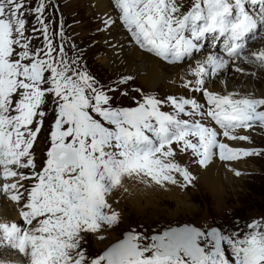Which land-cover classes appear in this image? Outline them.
Wrapping results in <instances>:
<instances>
[{
  "label": "rangeland",
  "instance_id": "obj_1",
  "mask_svg": "<svg viewBox=\"0 0 264 264\" xmlns=\"http://www.w3.org/2000/svg\"><path fill=\"white\" fill-rule=\"evenodd\" d=\"M193 1L196 0H185V3H182V0H133L135 3L129 5L127 0H114L113 6L109 4L112 11L110 12L98 10L94 0H0V96L4 97L7 103L25 105L30 100L37 105L33 109L31 130L24 131L30 134L34 142L40 135L33 155L37 164L32 173H40L42 170L47 175L32 182V187L44 197L42 213L26 211L23 219L27 218L29 225L19 217L15 220L11 218V221L0 225V264H34V259L28 260L29 245L44 255L37 264H105L102 253L120 241L126 232L135 237L142 253L136 260L126 261L124 264H264V121L260 122L256 118L249 123L250 127L256 128L242 133L241 143L247 144L255 151L239 153L240 156L250 158L243 169H238L240 175L236 177L240 179V183L231 186L223 181V191H214L197 171L194 173L196 169L190 172L187 179L191 181L188 184H182L181 181L178 183L180 198L186 200L188 208L173 201L159 204L157 200L146 205L142 203V208H138L134 203L137 201L128 196L126 190L112 187L109 182L105 183V174L99 171L101 164L106 166V160L109 159L105 141H110L116 133L114 141L109 144L111 146H115L118 140H136L140 131L145 129L148 131V140L154 141L152 147L132 150L130 154H120L113 150V166L127 167L135 158L147 156L172 142L174 132L178 131L175 123L158 118L154 109L137 124L124 122V116L109 117L96 113L106 111L101 110L97 104H102V109L123 107L124 104H127L126 107L136 108L160 86L149 90L146 84H142L136 77H120L119 72L109 71L108 68L114 66L113 63H103L105 53L110 51L104 44V31L113 34L116 29L117 35L130 32L132 17L137 13L139 17L134 21L139 20L147 29L154 31L150 41H156L161 46L173 43L176 50L181 48L183 41L194 42L200 47L199 52H206L216 43L227 44V36L219 38L207 30L206 25L211 21L205 22V25L202 19H208L212 11L203 5L202 0H197L195 10L188 11L189 4ZM234 1L237 4L239 0ZM245 3L246 0L241 4ZM247 5L249 13L258 12L257 15H260L264 0H253L251 6ZM172 6L177 7V16L167 21V12ZM224 6L222 5L212 18L220 17ZM201 12H205L206 17L198 15ZM242 13L243 9H237L232 17L223 19L224 25L233 30L243 22ZM10 14L13 15L12 19ZM223 14H227V11H223ZM261 16H257L245 27V30L251 29L253 40L264 33V16ZM196 20L201 26L200 29L188 25ZM199 20L202 22L199 23ZM174 22L183 23L177 24L179 29L182 28L181 31L168 35L159 29L166 23ZM14 36H18L15 41ZM195 37L197 43L191 40ZM134 41L138 46L136 51L155 57L150 41L139 38ZM242 42L240 44L239 39L235 40L221 52L231 53L239 44L247 45L244 40ZM16 45L22 47V51H16ZM240 50L243 53L254 51L244 47ZM206 54L214 56L216 52L211 50ZM17 56H20L18 62L27 63L29 66L24 67L23 63L14 64L17 62ZM174 57L180 60L179 57ZM6 59L14 63H9ZM174 64L167 56L165 65ZM195 64L198 65L197 62ZM233 72L236 75L250 76L249 72ZM141 76L144 77L145 72H140L139 77ZM249 79H244L243 83L246 84ZM92 80L96 82L95 85ZM121 80L134 83L129 86V93L123 100L119 99L117 93L118 89H126ZM259 81L253 80L256 83ZM167 85L172 83L168 81L162 85L164 91L169 90ZM46 87L50 95L45 98L46 93L43 101H33L44 94ZM174 87L181 89L180 85ZM93 88H98L99 92L91 98V103L82 102L81 110H75L80 96H85L84 91L94 94ZM146 91L149 94H145ZM13 92H17L19 99L10 96ZM99 93L107 99H99ZM27 94L31 95L30 99ZM162 95L165 97L166 93ZM238 95L251 98L257 96L252 91L239 94L233 92L228 96ZM21 110L27 112V109ZM29 117L30 115L23 116V119L29 120ZM113 120L121 123L115 124L118 126V132L116 129H110V134L104 136L102 128L108 125H100L99 121L108 124ZM26 136L24 134L22 138L25 139ZM67 145L78 150L79 167L57 170L51 161L52 149ZM135 160L137 165L142 164L141 159ZM179 161L190 162V158L181 154ZM25 174L19 176L18 186L20 193H26V199H22L20 203L24 211L29 208L30 200L37 198V193L28 187L29 181L24 179L31 174ZM141 175L145 179L146 174L141 172ZM16 176L12 175L10 182H14ZM89 176L96 179L95 187L90 191ZM177 178L180 179L179 175ZM80 182L83 187L80 186L79 192L77 185ZM72 190L73 196L68 197L66 194ZM82 191L84 194L87 191V197L79 199L78 196L83 197L79 195ZM166 196L172 197L170 192L163 191L152 199H164ZM57 199L60 200L59 203H56ZM52 200L55 205L51 204ZM101 201L104 206L107 204L106 208L97 207ZM10 205L17 207L18 202H11ZM39 209H42L41 201ZM150 222L154 224L148 225ZM181 225H192L204 233L198 244L207 254L205 259L192 262L183 254L179 259L156 256L152 235ZM211 228H218L222 234L220 254H209L213 249V241L207 236V232Z\"/></svg>",
  "mask_w": 264,
  "mask_h": 264
},
{
  "label": "bare ground",
  "instance_id": "obj_2",
  "mask_svg": "<svg viewBox=\"0 0 264 264\" xmlns=\"http://www.w3.org/2000/svg\"><path fill=\"white\" fill-rule=\"evenodd\" d=\"M244 1L245 0H239L237 4H235L234 0H202L203 5L212 11L208 19H202L204 24L205 22L211 21L208 25H206L207 23L205 24L207 30L216 37L218 35L219 38H222L224 35L227 36L226 41L228 42L227 44L216 43L214 47L206 52H199L198 48L200 47L195 45L194 42L187 43L183 41L181 48L174 50L173 43H165L161 46L156 41H150V36L155 32L147 29L139 20L134 21L139 17L137 13L134 12L135 15L132 17L133 21L130 23L132 26L130 32H120L121 35H117L114 27L113 29L115 32L113 34L104 31V44H106V48H109L110 51L105 53L106 58L102 60L103 63H113L114 67H109V71L114 70L119 72L120 77H136L142 84H146L149 90L153 87L160 86L158 87L159 89L157 88L152 91L153 93L150 94L152 96L143 99L141 105L136 108L126 107L127 104H124L123 107L119 106L102 109V104H97L101 110L106 111H96V113L109 117L124 116V122L137 124L154 109V114H157L158 118H163L168 120V122L175 123L178 127V131L174 132L172 142L163 147L161 146L154 152H150L147 156L135 158L142 160L141 165H137L138 162L134 159L130 161L131 164L127 167H114V155L112 151L116 150L120 154H125L127 152L130 154L132 150L152 147L154 141L148 140L147 129L140 131V136L136 138V140H118L115 146H111L109 144L114 141L113 138L116 136V133L110 141H105L108 146L107 152L109 159L106 160V166L101 164V169L99 171H103L105 174V183L109 182L112 187L115 186L117 189L126 190L129 194L128 196L137 201L134 203L137 204L138 208H142V203L146 205L156 200L159 204H168L173 201L180 206L183 205L187 207V202L185 199L180 198L181 190L177 187L180 181L182 184H188L191 181L187 178L190 176V172H193V169H196L194 173L198 172L201 178L205 180L206 184L214 191L217 189L223 191V181L231 186L241 182L240 179L236 177L240 175L238 169H243L250 158L240 156L239 153L244 151H255L248 147L247 144L241 143L242 133L249 132L256 128L250 127L249 125V123L256 118H258L260 122L264 121V33L253 40L254 37L251 35V29L248 28L245 30L246 25L251 24L253 19L257 16L259 18L262 17L261 14L264 16V5L262 7V13L257 15L258 12H256L257 14H253L247 11V4L251 6L253 0H246L245 4H241ZM94 2L98 10H108L112 12L109 4L113 6L114 0H94ZM127 2L129 5L135 3L133 0H127ZM182 3H185V0H182ZM197 3V0L191 2L188 11L192 12L195 10L194 6ZM216 3H218V9H216ZM222 5L225 6L221 10L220 17L212 18V15H214ZM229 6H231V8ZM237 9H243V13L241 14L243 22H241L239 26H235L233 30L228 29V27L224 25L225 20L223 19L232 17ZM225 10L227 14L224 15L223 11ZM198 15L206 17L207 14L201 12ZM12 16L13 15L10 14V19H12ZM176 16L177 7L172 6L167 12V17H169L167 21ZM202 20H199V23H201ZM114 21H116V19ZM177 24L183 25L181 22L166 23L159 29L167 32L169 35L181 31L182 28L179 29ZM188 25L196 29H200L201 27L197 23V20L190 24L188 23ZM120 27H122V25ZM17 38L18 36H14L13 41ZM136 38L146 42L150 41L155 55L154 58L136 51L138 47L137 42L134 41ZM238 39L240 44H242L244 40L247 45L240 46L239 44V47L231 53H226L225 51L221 52V50H225L228 45ZM191 40H195L197 43V37L194 39L191 38ZM156 46H158V48ZM242 47L250 48L254 51L251 53L250 51L243 53L240 50ZM14 48L16 51H22V47L17 45L14 46ZM211 50L216 52L214 56L206 54ZM236 55H239V58ZM167 56L170 60L174 61L175 64L173 66L165 65ZM174 56L179 57L180 60H176ZM19 57L20 56H17L16 63L7 59L6 61L14 64L23 63L24 67H28L29 64L21 61L18 62L20 59ZM195 62H197L198 65H196ZM219 64L220 66H218ZM234 70L249 72L250 76L236 75L233 72ZM140 72H145V76L139 77ZM247 78L250 79L246 80V84H244L243 81ZM255 79H259L260 81L257 83L253 82ZM168 81L172 83V85H167L169 90H165L170 91L169 93L165 92L162 86ZM121 82L124 83L126 89H118L117 93L119 99L123 100L129 93V86H133L134 83L130 81L125 82L123 80H121ZM92 84L95 85L96 82L92 80ZM174 85H180L181 89H177ZM92 91L95 93L91 94L89 91H84L85 96L79 95L80 99H78L75 104V110L76 108L81 110L82 102L85 104L91 103V98H94L99 92L98 88H93ZM250 91L257 95L253 96L256 98L243 95L228 96L233 92L239 94ZM46 93L47 95L45 96ZM162 93H166V96L163 97ZM99 94V99H107L105 96L102 97L101 93ZM145 94H149V92L146 91ZM49 95L48 87H46L44 94L36 97L33 101H43L44 96L47 98ZM10 96L19 97L17 92L11 93ZM27 96L29 99L31 98V95L27 94ZM34 103L28 100V103L25 105H16L14 102L7 103L6 99L0 96V225L8 222V220L11 221V218L15 220L18 217L22 219L25 224L29 225L27 218L23 219L26 211L42 213L43 210L44 197L42 193L32 187L34 179L47 176L42 170L40 173L39 171L32 173V170L37 164L34 161L33 155L36 152L35 145L40 135L34 142L30 134L24 131L31 130L33 109L37 106ZM20 107L27 109V112L22 111ZM28 115H30V119L24 120L23 116ZM99 124L108 125L102 128L103 135L107 136L110 134V129H116L118 132V126L115 124L121 123L113 120L108 124L99 121ZM240 127L243 128L240 129ZM24 134L27 135L24 137L25 139L22 138ZM233 152L237 153L232 155L231 153ZM181 154L188 156L190 162L179 161V156ZM133 169L134 171H132ZM141 172L146 174L145 179L141 175ZM28 173L31 174V176H26L24 179L29 181L28 187L32 188V192L37 193V198L30 200L29 208L24 211L20 203L22 199H26V193H20L18 190L20 184L19 176L22 174L27 175ZM12 175H17L15 177L17 179L14 182H10L12 181V179H10ZM177 175H179L180 179L177 178ZM95 180L94 177L89 176L88 183L91 187L88 191L94 189ZM80 186H82L81 182L77 185L79 192ZM158 188H162L163 190L160 191ZM163 191L170 192L172 197L166 196L164 199L163 197L152 199ZM107 192L109 193L110 190H107ZM73 194L74 190L68 192L66 195L72 197ZM79 195H83V197L77 195L79 199L86 198L87 191H85V194L84 191H82ZM15 201L18 202V206H11L10 203H14ZM40 201L42 204L41 210L39 209ZM59 202L60 200L57 199L56 203ZM56 203L54 200L51 201L53 205ZM103 203L104 202L101 201L97 207L103 206L106 208L107 204L104 206ZM84 211L85 209L83 213ZM150 224L153 225L154 223H148V225ZM1 229L2 227L0 226V230ZM29 247L28 260L32 261V259H34L36 262L33 263L37 264V261L43 259L44 255L33 250L30 245Z\"/></svg>",
  "mask_w": 264,
  "mask_h": 264
},
{
  "label": "water",
  "instance_id": "obj_3",
  "mask_svg": "<svg viewBox=\"0 0 264 264\" xmlns=\"http://www.w3.org/2000/svg\"><path fill=\"white\" fill-rule=\"evenodd\" d=\"M78 150L70 145L57 146L52 149L51 160L57 170L79 167ZM208 237L213 241L214 248L209 251L216 255L222 252V234L218 228H211L207 232ZM204 236L200 230L192 225H181L162 230L160 234H153L155 242V254L159 258H181L187 256L192 262H199L207 257L203 247L198 244L199 237ZM142 253L139 249L135 237L126 232L123 238L117 243L112 244L103 253L102 258L105 264H124L129 260H136Z\"/></svg>",
  "mask_w": 264,
  "mask_h": 264
}]
</instances>
